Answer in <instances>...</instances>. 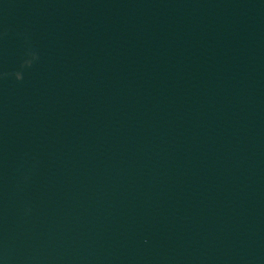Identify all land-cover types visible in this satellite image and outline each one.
Listing matches in <instances>:
<instances>
[{"label": "water", "instance_id": "95a60500", "mask_svg": "<svg viewBox=\"0 0 264 264\" xmlns=\"http://www.w3.org/2000/svg\"><path fill=\"white\" fill-rule=\"evenodd\" d=\"M0 264H184L89 147L3 0Z\"/></svg>", "mask_w": 264, "mask_h": 264}]
</instances>
